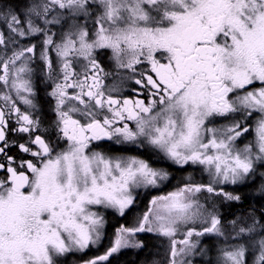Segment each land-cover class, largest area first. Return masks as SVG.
<instances>
[{
	"label": "rangeland",
	"instance_id": "374dc122",
	"mask_svg": "<svg viewBox=\"0 0 264 264\" xmlns=\"http://www.w3.org/2000/svg\"><path fill=\"white\" fill-rule=\"evenodd\" d=\"M49 3L69 4L65 16L56 17L63 21L40 17L49 12L45 7ZM150 4L162 9L184 6L181 0H26L10 11L17 12L20 19L14 17L6 28L22 38L39 37L45 50L55 53L59 67L68 60L63 56L70 62L79 57L86 60L84 72L94 49L111 50L115 69L105 73L104 89L112 97H121L132 94L136 79L142 77L137 64L152 62V53L133 51L148 35V45L154 46L158 39L159 31L139 27L160 13L152 12ZM244 45L252 47L244 56L230 54V67L217 70L225 88L222 100H217L201 76L183 79L186 86L169 102L141 107L142 117L127 128L114 125L113 141L102 144L111 151H101L96 145L86 150L70 147L46 164L29 191L0 197V264H79L85 252L102 247L103 211L123 215L139 191L147 190L161 194L153 198L149 211L143 212L146 218L140 216L139 225L142 220L143 227L155 225L152 230L168 239L165 264H264L260 223L250 225V232L238 227L223 239L216 228L218 221L209 217L212 229H204V235L198 237L206 236L219 245L207 249L208 244L202 246L197 240L192 253V249L181 253V241L170 231L178 220L206 214L197 211V202L184 195L185 190L214 192L205 197L208 210L221 189L230 193L253 179L259 193H264V29L258 28L251 39L236 42V47ZM253 59H258L259 66L251 65ZM124 109L122 105L113 112L120 115ZM157 161L179 168L189 166L194 175L188 173L183 182L167 188L172 174L166 167L153 165ZM159 222L165 229L160 230ZM132 244L137 245V237H125L114 254Z\"/></svg>",
	"mask_w": 264,
	"mask_h": 264
},
{
	"label": "flooded vegetation",
	"instance_id": "af4514ba",
	"mask_svg": "<svg viewBox=\"0 0 264 264\" xmlns=\"http://www.w3.org/2000/svg\"><path fill=\"white\" fill-rule=\"evenodd\" d=\"M181 1L182 8L162 9L150 4L152 12L160 13L139 27L159 31L158 39H154V46L148 45V35L133 51L152 53V62L137 64L142 77L136 79L135 93L112 97L104 89L109 61L115 69L111 50L94 49L84 72L81 69L86 60L79 57L70 62L68 56H63L68 60L59 67L55 53L47 47L45 50L39 37L22 38L6 28L14 17L20 19L17 12H13L15 15L10 11L23 4L0 0V197L29 191L46 164L70 147L96 145L101 151L110 150L102 144L113 141L114 125L127 128L135 121L131 113L138 120L144 112L141 107L155 101L169 102L186 86L183 79L199 75L219 97L217 100L223 99L220 95L225 88L217 70L230 67V54L244 56L252 47H236V42L251 39L258 28L264 29V0ZM45 7L49 12L40 17L48 16L53 22L60 21L56 17H64L67 8L70 10L69 4L49 3ZM77 56L83 58L80 53ZM89 59L92 62L88 63ZM251 65L259 66L258 59H253ZM122 105L123 114L116 115L113 110ZM85 106L91 109L89 113ZM96 123L102 124L105 131H92ZM162 162L153 165L166 167ZM23 179L28 180L24 189L18 187ZM100 256L79 264L101 263Z\"/></svg>",
	"mask_w": 264,
	"mask_h": 264
},
{
	"label": "trees",
	"instance_id": "16d2710c",
	"mask_svg": "<svg viewBox=\"0 0 264 264\" xmlns=\"http://www.w3.org/2000/svg\"><path fill=\"white\" fill-rule=\"evenodd\" d=\"M4 1L16 5L24 4L26 2V0ZM109 63L111 67H109L108 70L111 71L113 70L112 61H109ZM142 156L150 162L154 161L146 154H142ZM160 163L161 161L156 162L157 165H160ZM163 165L170 168L168 171L172 174L171 181L166 185L167 188L172 184L183 182L184 177L188 175V173L192 174L191 172H193H190L189 166L177 168L168 163H164ZM193 179L195 180V178ZM254 181L255 179L250 180L240 187L237 186L236 188H233L230 193H227L226 191L224 192V190L221 189L218 197L216 195V197L212 198V210L207 209L209 203L208 201H205L207 194L212 191L207 190L206 188L199 189L197 192H186L185 190L183 194L189 195L188 197L192 202H197V211H199V213L206 212V214L195 218L194 216L184 218L174 222L173 226L171 225L172 227L170 228V231L173 237L179 240V242L181 241V244L178 246L181 253L188 252L191 249V253L194 252L196 250V244L194 243H196L197 240H199L198 242H200V245L202 246L208 244V247H206L207 249H212L215 245H219V242L214 243L211 239H207L206 236L203 238L198 237L201 236V232L204 229H210L208 226L212 219H207L209 217L218 221L216 228L219 229L218 231L223 235V239L229 238L230 236L228 235H233V233L237 232L238 227H244L250 232V225L258 226V223H260L264 230V193H259L260 189ZM159 194L161 193L154 190H147L145 192L140 191L135 197L136 199L133 205L123 215H119L111 210H104L103 213L105 215L106 225L104 227L102 247L96 250L90 249L85 252V254L80 256V261L89 260L95 255L100 256L104 254L105 249L112 246L113 239L116 238V240H119L121 235H123L122 240L125 237H137V245L134 247V244H132L129 248H126V250L121 251L119 254H113L105 263L98 264H165L167 261L166 250L168 239L162 236L160 232L152 230L157 228L155 225H153V227L146 225L144 229L137 234H132L130 236L127 234L128 229L133 227L136 228L137 226L141 227L142 224L139 225L140 216L143 215V212L145 214L149 210L151 200ZM164 202L166 203V200ZM151 212L152 211H150V213ZM165 227L166 226L161 225L159 222L160 230L165 229ZM262 235L263 234H261V236ZM122 240H120L119 246L122 244ZM189 240L191 241L189 242ZM263 243L264 239L260 241L262 246ZM211 244L214 245L211 246ZM61 264L68 263L63 262ZM69 264H72V262H69Z\"/></svg>",
	"mask_w": 264,
	"mask_h": 264
},
{
	"label": "water",
	"instance_id": "95a60500",
	"mask_svg": "<svg viewBox=\"0 0 264 264\" xmlns=\"http://www.w3.org/2000/svg\"><path fill=\"white\" fill-rule=\"evenodd\" d=\"M131 117L133 119H135L137 117V115H134V114L131 113ZM92 131L98 133L99 131H103L104 132L105 130L103 129L101 124H95V125L92 126ZM27 184H28V180L27 179H23L18 184V187L24 189L27 186ZM112 250H110L109 254L112 252Z\"/></svg>",
	"mask_w": 264,
	"mask_h": 264
}]
</instances>
